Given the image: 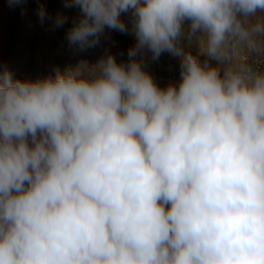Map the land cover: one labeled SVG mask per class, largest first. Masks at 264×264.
I'll use <instances>...</instances> for the list:
<instances>
[{"label":"clouds","instance_id":"9594fccd","mask_svg":"<svg viewBox=\"0 0 264 264\" xmlns=\"http://www.w3.org/2000/svg\"><path fill=\"white\" fill-rule=\"evenodd\" d=\"M63 4L70 48L136 44L35 79L0 67V264H264V67L240 55L264 52V0ZM145 50L179 57V81Z\"/></svg>","mask_w":264,"mask_h":264},{"label":"rangeland","instance_id":"374dc122","mask_svg":"<svg viewBox=\"0 0 264 264\" xmlns=\"http://www.w3.org/2000/svg\"><path fill=\"white\" fill-rule=\"evenodd\" d=\"M41 7L51 14L64 12L69 17L68 23L62 28H54L47 18L41 21L38 15ZM77 13L76 8H65L63 0H22L21 3L0 0V67L7 68L16 77L35 79L52 74L56 67L63 71L82 60L95 63L106 52L114 54L118 62L128 59V49L136 44L131 31H111L102 37L100 45L86 51L70 48L65 33ZM129 15L122 14V19L128 22ZM258 17L264 20V13H258ZM181 44L194 55L199 51L197 43L190 42L187 36ZM240 55L249 63L264 67V52L249 54L245 51ZM136 59L143 60L146 70L161 86L180 79V58L177 56L165 52L158 60H153L151 53L145 50L138 53ZM211 63L217 62L213 60Z\"/></svg>","mask_w":264,"mask_h":264}]
</instances>
